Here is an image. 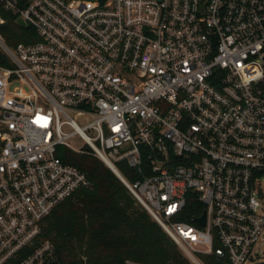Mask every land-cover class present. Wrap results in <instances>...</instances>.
I'll return each instance as SVG.
<instances>
[{
	"label": "built area",
	"instance_id": "2783aa9c",
	"mask_svg": "<svg viewBox=\"0 0 264 264\" xmlns=\"http://www.w3.org/2000/svg\"><path fill=\"white\" fill-rule=\"evenodd\" d=\"M0 4L38 37L0 35V264H59L44 218L91 187L59 146L103 161L193 264H264V0Z\"/></svg>",
	"mask_w": 264,
	"mask_h": 264
},
{
	"label": "trees",
	"instance_id": "16d2710c",
	"mask_svg": "<svg viewBox=\"0 0 264 264\" xmlns=\"http://www.w3.org/2000/svg\"><path fill=\"white\" fill-rule=\"evenodd\" d=\"M0 15L4 20L0 35L7 45L38 39L31 26L22 24L16 13L1 4ZM0 64H8L1 48ZM56 154L85 171L91 180V187L77 189L44 218L40 236L53 243L59 264H191L103 161L65 146H59ZM118 166L131 180L139 177L126 163ZM192 216L185 212L180 218L190 222ZM202 259L206 264H224L215 255Z\"/></svg>",
	"mask_w": 264,
	"mask_h": 264
},
{
	"label": "rangeland",
	"instance_id": "374dc122",
	"mask_svg": "<svg viewBox=\"0 0 264 264\" xmlns=\"http://www.w3.org/2000/svg\"><path fill=\"white\" fill-rule=\"evenodd\" d=\"M72 145L75 146V147H80L82 145V141L75 137L74 139H72L71 141ZM262 191L264 193V186L262 187ZM136 204H139V203H136ZM261 212L264 214V205L262 207V210ZM258 250L259 252L261 253L260 255L264 257V240H259V243H258ZM191 262V261H190ZM192 263V262H191ZM193 264V263H192Z\"/></svg>",
	"mask_w": 264,
	"mask_h": 264
},
{
	"label": "water",
	"instance_id": "95a60500",
	"mask_svg": "<svg viewBox=\"0 0 264 264\" xmlns=\"http://www.w3.org/2000/svg\"><path fill=\"white\" fill-rule=\"evenodd\" d=\"M205 219H206V211L204 210L202 216L197 217L194 220L198 225L203 226L205 224Z\"/></svg>",
	"mask_w": 264,
	"mask_h": 264
}]
</instances>
